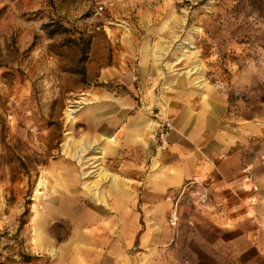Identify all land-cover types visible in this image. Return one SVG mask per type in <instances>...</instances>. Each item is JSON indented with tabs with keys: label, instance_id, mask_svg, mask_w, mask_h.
Listing matches in <instances>:
<instances>
[{
	"label": "rangeland",
	"instance_id": "374dc122",
	"mask_svg": "<svg viewBox=\"0 0 264 264\" xmlns=\"http://www.w3.org/2000/svg\"><path fill=\"white\" fill-rule=\"evenodd\" d=\"M223 95L260 111L244 179L264 237V0H0V264H190L165 236L214 192H185L172 227L148 174L179 109Z\"/></svg>",
	"mask_w": 264,
	"mask_h": 264
},
{
	"label": "crops",
	"instance_id": "0c3cea01",
	"mask_svg": "<svg viewBox=\"0 0 264 264\" xmlns=\"http://www.w3.org/2000/svg\"><path fill=\"white\" fill-rule=\"evenodd\" d=\"M255 108L254 104L240 108L223 95L212 98L206 107L179 109L172 120L170 148L160 168L148 174L154 198L170 190L165 202L166 207L170 204L169 213L192 178L198 177L214 192L215 205L196 210L192 225L184 220L165 236L186 240L190 264H264L260 190H252L244 179V169L250 166L248 137L260 131V111ZM142 124L135 122L126 129L125 142L129 144L130 136L137 135L143 147ZM99 129L104 132L105 126ZM81 236L77 234V240Z\"/></svg>",
	"mask_w": 264,
	"mask_h": 264
},
{
	"label": "built area",
	"instance_id": "2783aa9c",
	"mask_svg": "<svg viewBox=\"0 0 264 264\" xmlns=\"http://www.w3.org/2000/svg\"><path fill=\"white\" fill-rule=\"evenodd\" d=\"M167 127L169 128L170 125L169 123L166 124ZM161 137H165L164 134H161ZM207 186L198 178H192L188 180L182 188V191L180 193L179 198L184 195L185 192H197L200 190L199 196H198V202L200 203H206L209 201V193L207 192ZM179 200L176 201L175 206L172 208L171 212L168 214L167 220L169 224L172 227H176L179 223V211H178V206H179Z\"/></svg>",
	"mask_w": 264,
	"mask_h": 264
},
{
	"label": "bare ground",
	"instance_id": "6f19581e",
	"mask_svg": "<svg viewBox=\"0 0 264 264\" xmlns=\"http://www.w3.org/2000/svg\"><path fill=\"white\" fill-rule=\"evenodd\" d=\"M85 145V144H84ZM91 146V145H90ZM89 148V147H88ZM95 149V148H94ZM94 149H93V151H94ZM85 151V150H84ZM99 152L101 153L99 156H97L98 157V159L99 158H102L103 157V155H105V153H106V150L104 149V148H99ZM92 153V152H91ZM94 157V156H93ZM89 158V157H88ZM92 159V158H91ZM89 160V159H88ZM85 162V161H84ZM89 162V161H88ZM97 162V161H96ZM87 163V162H86ZM88 164V163H87ZM98 164V163H97ZM99 165V164H98ZM89 172V171H88ZM107 173H103V177H105V179H106V177H107ZM91 176V175H90ZM89 187V186H88ZM72 188V187H71ZM91 188H92V186H91ZM73 189V188H72ZM89 190V189H88ZM39 230H41V229H39Z\"/></svg>",
	"mask_w": 264,
	"mask_h": 264
}]
</instances>
